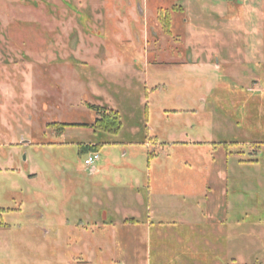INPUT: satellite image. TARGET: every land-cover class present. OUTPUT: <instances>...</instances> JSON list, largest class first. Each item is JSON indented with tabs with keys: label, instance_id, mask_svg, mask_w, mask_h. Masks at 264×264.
I'll return each mask as SVG.
<instances>
[{
	"label": "rangeland",
	"instance_id": "1",
	"mask_svg": "<svg viewBox=\"0 0 264 264\" xmlns=\"http://www.w3.org/2000/svg\"><path fill=\"white\" fill-rule=\"evenodd\" d=\"M0 264H264V0H0Z\"/></svg>",
	"mask_w": 264,
	"mask_h": 264
},
{
	"label": "trees",
	"instance_id": "2",
	"mask_svg": "<svg viewBox=\"0 0 264 264\" xmlns=\"http://www.w3.org/2000/svg\"><path fill=\"white\" fill-rule=\"evenodd\" d=\"M159 15V20L167 32L170 26V21L168 18V13H162V11L158 13ZM88 107L91 108L94 113L97 115L95 118V122L93 125H90V127H93L95 130L104 132V133H109V134H116L120 128L121 121L119 118V114L116 110L112 108H105L104 106L100 105H91L88 104ZM69 125H78V126H84L87 127V124H67V123H62L60 124V128L58 129V132L62 131L66 126ZM92 147L90 148H96L97 146L91 145ZM90 152L96 151V150H89ZM86 151V152H89Z\"/></svg>",
	"mask_w": 264,
	"mask_h": 264
},
{
	"label": "built area",
	"instance_id": "3",
	"mask_svg": "<svg viewBox=\"0 0 264 264\" xmlns=\"http://www.w3.org/2000/svg\"><path fill=\"white\" fill-rule=\"evenodd\" d=\"M98 159V152L97 151H92L89 152L88 155L84 159V165L87 168L93 167L94 162Z\"/></svg>",
	"mask_w": 264,
	"mask_h": 264
}]
</instances>
